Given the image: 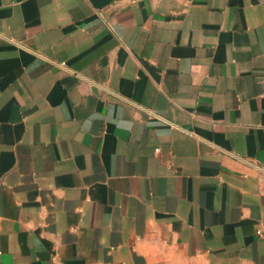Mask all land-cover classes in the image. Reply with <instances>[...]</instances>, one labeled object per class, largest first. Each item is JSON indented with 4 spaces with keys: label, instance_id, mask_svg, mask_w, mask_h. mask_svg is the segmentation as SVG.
Segmentation results:
<instances>
[{
    "label": "crops",
    "instance_id": "crops-1",
    "mask_svg": "<svg viewBox=\"0 0 264 264\" xmlns=\"http://www.w3.org/2000/svg\"><path fill=\"white\" fill-rule=\"evenodd\" d=\"M0 264H264V0H0Z\"/></svg>",
    "mask_w": 264,
    "mask_h": 264
}]
</instances>
